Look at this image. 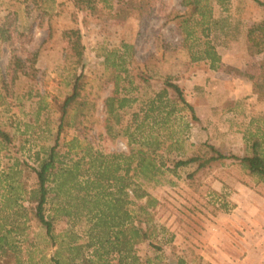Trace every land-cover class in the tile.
Segmentation results:
<instances>
[{"label": "rangeland", "instance_id": "374dc122", "mask_svg": "<svg viewBox=\"0 0 264 264\" xmlns=\"http://www.w3.org/2000/svg\"><path fill=\"white\" fill-rule=\"evenodd\" d=\"M184 1L158 0L151 16L142 17L134 10L120 20L90 10L80 12L71 0H0V29L5 30L4 34L0 30V125L13 137L9 147L0 144V171H7L16 160L36 166L37 153L43 156L54 145L60 105L82 72V98L70 108L58 147L67 162L77 157L81 140L103 153L129 152L124 128L141 101L160 90L165 74L180 77L198 116L195 121L182 112L185 118L175 125L182 132V152L171 157H186L204 142L225 153H249L253 136L264 131V101L256 98L250 78L260 71L264 51L250 53L248 32L264 21V6L255 0H227L225 4L211 0L217 22L211 31H203L195 26L197 15L185 22L191 11ZM187 26L194 31L190 38ZM73 28L80 29L85 45L84 66L72 49L74 37L69 30ZM253 36L262 46L264 33L258 30ZM207 39L221 56L218 69H212L207 59L195 60ZM109 51H116V56L123 53L130 71L141 68L151 76L148 83L140 82L141 87L129 93L139 101L121 109L110 122L105 101L113 95L116 80L120 95L129 83L123 81V72L118 79L120 71L106 64ZM230 90L239 95L236 100L229 97ZM221 105L226 109L237 105V111H222ZM186 122L190 126L184 129ZM75 137L80 147L70 150L68 143ZM172 167L168 160L157 180L139 179L160 203L151 209L152 235L139 245L138 254L145 260L153 258L152 264L160 260L169 264H181V260L184 264H264V183L233 159L192 178L188 174L194 165L176 172L169 170ZM33 181L29 176L28 184ZM129 193L134 200L131 189ZM135 201L129 204L134 212L145 200ZM89 227L86 217L62 218L56 224L54 241L32 222L29 235L37 246L28 264H58L56 258L68 264L70 243L88 239Z\"/></svg>", "mask_w": 264, "mask_h": 264}, {"label": "trees", "instance_id": "16d2710c", "mask_svg": "<svg viewBox=\"0 0 264 264\" xmlns=\"http://www.w3.org/2000/svg\"><path fill=\"white\" fill-rule=\"evenodd\" d=\"M226 1L219 0L221 4ZM255 1L264 6V1ZM71 2H74L80 12L90 10L99 16L107 15L125 20L134 10L142 17L151 16L158 0ZM184 3L191 11L185 22L188 23L197 15L195 26L203 27V31H211V27L217 22L213 16L211 0H185ZM0 30L4 34L5 30ZM185 30L187 38L194 33L188 26ZM258 30L264 33V21L248 32L251 54L264 51V43L259 46L254 41L256 37L253 34ZM69 32L74 37L72 49L77 55V62L84 66L85 45L80 29L73 28ZM206 36L209 35L206 33ZM124 47L128 49L130 45L125 44ZM115 53L116 51L107 52L105 62L109 67L120 71L116 78H122L121 72L125 74L123 81L129 83V87L120 95L119 82L116 80L113 95L105 101L109 122L112 117L119 115L121 109L139 101L138 96L129 93L139 89L140 82L146 84L151 78L141 68L130 71L126 67L125 55L122 53L116 56ZM197 59H207L212 69H218L221 63V56L209 39L204 42V49L195 58ZM83 77L84 72L76 75L72 92L61 103L55 143L43 156L40 152L37 153V165L16 160L7 171H0V264L32 262V248L37 246L29 235L32 222L41 226L46 235L55 241L56 224L59 220H76L82 217H86L90 223L88 239L81 243L76 240L70 243L67 249L70 252L68 264L154 263L153 258H142L138 254V247L152 235L149 231L151 209L156 208L160 201L143 187L139 179L157 180L168 160L172 162L173 169L169 170L173 172L179 167L194 165L195 169L188 174L192 178L200 171L206 172L216 164H224L227 159H233L250 176L264 183V131L259 136H253L249 153L243 156L225 153L215 145L204 142L200 150L186 157H171L175 152H182L179 145L183 141L182 132L175 127L178 121L181 123L185 118L182 112L185 111L192 120H198L194 105L187 99L178 81L180 77L172 74L163 75L160 90L141 101L138 110L132 113L131 122L124 128V134L129 138V152L103 153L94 150L89 143L84 144L82 140L80 147V140L75 137L68 143L69 148L73 150L79 146L81 150L76 153V158L68 160L70 162L65 161L58 148L60 136L72 104L82 98ZM250 78L253 92L259 100L264 101V60L260 62V71L252 73ZM136 79H139L138 85L134 84ZM108 126L110 130V124ZM189 126L186 122L184 129ZM12 142L11 132L0 125V144L9 147ZM20 165L26 167V172ZM29 176L34 177L32 184L27 182ZM129 189L133 192L134 200L129 199ZM135 200L145 201L137 204L138 210L134 212L129 209V204H136ZM158 258L159 256L155 257ZM56 261L61 264L60 259L56 258ZM179 262L184 264L183 260ZM157 264L169 263L160 260Z\"/></svg>", "mask_w": 264, "mask_h": 264}, {"label": "crops", "instance_id": "0c3cea01", "mask_svg": "<svg viewBox=\"0 0 264 264\" xmlns=\"http://www.w3.org/2000/svg\"><path fill=\"white\" fill-rule=\"evenodd\" d=\"M256 95V94H255ZM238 96L239 95H236V93L235 92H232V90H230L229 91V97L231 98V99H237L238 98ZM228 96L226 95V98H227ZM256 98L258 99V97H257V95H256ZM259 100V99H258ZM259 101H261V100H259ZM262 102V101H261ZM221 108H222V111H223V108L225 109L224 111H237V105H234V106H229L227 109L223 106V105H221Z\"/></svg>", "mask_w": 264, "mask_h": 264}, {"label": "water", "instance_id": "95a60500", "mask_svg": "<svg viewBox=\"0 0 264 264\" xmlns=\"http://www.w3.org/2000/svg\"><path fill=\"white\" fill-rule=\"evenodd\" d=\"M176 264H178V263H176Z\"/></svg>", "mask_w": 264, "mask_h": 264}]
</instances>
